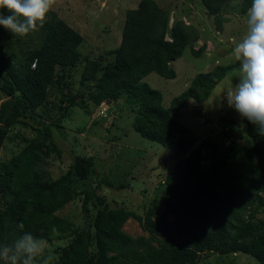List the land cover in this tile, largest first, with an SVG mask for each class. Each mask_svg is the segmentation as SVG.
Wrapping results in <instances>:
<instances>
[{
    "label": "trees",
    "instance_id": "1",
    "mask_svg": "<svg viewBox=\"0 0 264 264\" xmlns=\"http://www.w3.org/2000/svg\"><path fill=\"white\" fill-rule=\"evenodd\" d=\"M230 1L202 3L209 15L224 22ZM250 6L251 0H243L241 13ZM29 34L26 41V35L0 26V244H11L21 231L45 243L62 240L53 264H198L213 254L240 252L264 264V217L259 216L264 208V135L244 119L241 132L251 144L225 145L227 132L204 137L180 118L190 99L199 109L204 105L232 65L198 73L169 107L162 92L144 81L153 72L175 78L172 61L190 44L195 56L203 54L207 45L195 48V27L184 20L170 25L166 8L156 0H140L126 12L120 45L99 58L82 52L84 36L57 13ZM120 101L135 108L134 127L143 137L179 156L166 176L159 215L153 208L142 216L111 206L89 184L95 173L92 156L77 153L58 177L44 169L51 152L61 155L54 139V126H62L56 122L60 115L68 117L75 106L88 114L106 107L113 112ZM23 128L34 136L25 135ZM18 138L21 147L3 158L7 143ZM102 183L127 186L105 176L98 179L99 187ZM82 195L84 227L65 216ZM131 217L148 236L124 231ZM21 222L23 230L17 228Z\"/></svg>",
    "mask_w": 264,
    "mask_h": 264
},
{
    "label": "rangeland",
    "instance_id": "2",
    "mask_svg": "<svg viewBox=\"0 0 264 264\" xmlns=\"http://www.w3.org/2000/svg\"><path fill=\"white\" fill-rule=\"evenodd\" d=\"M139 1L55 0L47 17L57 13L66 20L84 36V43L80 46L82 52L99 58L120 45L126 12L130 8H136ZM156 1L170 12V25L175 20L186 21L195 27L198 33L195 48L206 44L207 49L197 57L191 51L192 45H188L183 55L172 61V67L177 73L175 78H166L153 72L147 75L144 81L162 92L163 104L169 107L172 100L188 88L198 73L211 71L217 65H232L204 105L199 109L194 100L190 99L181 110L180 118L188 124H193L194 129L204 137L220 138L227 132L230 137L223 142L225 145L232 142L251 144L245 132H241L245 120L234 109L229 108L226 102V93L239 82V62L232 55V51L247 31V13H241L243 0H232L228 3L223 11L227 19L224 22H219L209 15L202 0ZM4 14L7 15L6 12ZM30 38V34L25 36L26 41ZM22 46H26V42H23ZM19 48L20 46H16V49ZM81 67L80 65L79 68ZM79 77V71H75L76 82ZM52 98L54 99V96ZM196 108L201 112L199 121L196 119ZM135 117V108L124 101L118 102L116 111L113 112L112 108L109 110L106 107L95 109L93 114H88L77 106L73 107L70 115L66 118L62 116L58 122L62 123V126H54L57 132L54 139L61 155L51 152L46 158L44 169L53 177H58L69 168L77 153L92 156L95 160V173L89 184L96 188L111 206L131 209L142 216L153 208L159 215L163 210L160 197L166 176L179 156L162 144L143 137L134 127ZM226 118L228 121L236 120L235 124L226 122ZM17 129L18 127L14 131ZM23 129L25 135L34 136L35 132L31 129ZM21 140L18 138L7 143L1 156L9 158L21 147ZM205 162L208 163L209 160ZM103 176L113 179L117 185L125 182L127 186L119 188L102 183L99 187L98 179ZM83 197L82 195L73 201L65 211V216L81 227H84L85 223ZM259 216L264 217V208ZM123 229L134 237L149 235L135 217L129 218ZM63 243L62 240H53L44 244L46 253L50 254L54 261L59 254L56 248ZM198 264L260 263L251 255L240 252L228 255L213 254Z\"/></svg>",
    "mask_w": 264,
    "mask_h": 264
},
{
    "label": "clouds",
    "instance_id": "3",
    "mask_svg": "<svg viewBox=\"0 0 264 264\" xmlns=\"http://www.w3.org/2000/svg\"><path fill=\"white\" fill-rule=\"evenodd\" d=\"M54 4L55 0H0V10L8 11H0V26L14 35H27L43 26ZM246 23L247 31L232 51L239 62V82L226 93V102L264 135V0H251ZM24 227L22 222L17 225L19 230ZM44 244L42 237L21 231L11 244H0V264H53Z\"/></svg>",
    "mask_w": 264,
    "mask_h": 264
},
{
    "label": "water",
    "instance_id": "4",
    "mask_svg": "<svg viewBox=\"0 0 264 264\" xmlns=\"http://www.w3.org/2000/svg\"><path fill=\"white\" fill-rule=\"evenodd\" d=\"M60 119H61V117L57 118V120H56V121L58 122Z\"/></svg>",
    "mask_w": 264,
    "mask_h": 264
}]
</instances>
